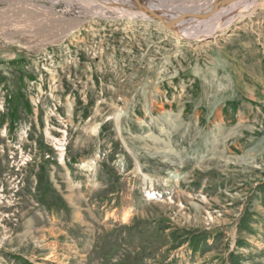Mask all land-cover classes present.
Segmentation results:
<instances>
[{"label":"rangeland","instance_id":"obj_1","mask_svg":"<svg viewBox=\"0 0 264 264\" xmlns=\"http://www.w3.org/2000/svg\"><path fill=\"white\" fill-rule=\"evenodd\" d=\"M124 8L0 0V264H264V0Z\"/></svg>","mask_w":264,"mask_h":264},{"label":"bare ground","instance_id":"obj_2","mask_svg":"<svg viewBox=\"0 0 264 264\" xmlns=\"http://www.w3.org/2000/svg\"><path fill=\"white\" fill-rule=\"evenodd\" d=\"M92 1H95V0H92ZM109 1H111L113 3L114 2H120V3L122 2L123 4H126L128 7L133 8V9L124 8L123 10L125 12L131 13V15H133L134 17L138 16L142 19L145 18L144 15L139 14L136 11H134V9L136 8V3H137L136 1L137 0H109ZM138 1H141L143 6L146 7L147 9L155 11L159 14H163L164 16H167L170 18L171 17L175 18L176 16L182 14L179 12H175V14H174V13H172L173 12L172 10L167 11V10H164L162 8H159L156 5L150 4L149 0H144V2H142V0H138ZM250 1L251 0H235V1L231 2L234 4L233 6H230V4H229L226 7L221 8L218 13H216L212 16L199 17V16L194 15L195 18L191 17V18H188L186 20H182L175 25L174 33L179 35V36H185V37H191L192 36L193 38H195L197 40H205L208 37L215 38L217 35H219L218 31H220V29L223 28V26H227L236 15L238 17H240V16L244 17L243 16L244 11H246L245 9H247L248 5L250 4ZM235 4L238 6L235 7V10H234L232 8H234ZM220 5H221V3H220ZM220 5H218L217 7H219ZM208 8L209 7L206 5L205 7H203L200 10H205ZM230 9H232V10H230ZM186 12L190 13L193 11L190 10V12L189 11H186ZM186 12H183V13H186ZM126 14H128V13H126ZM223 17L225 18L224 22H223Z\"/></svg>","mask_w":264,"mask_h":264},{"label":"water","instance_id":"obj_3","mask_svg":"<svg viewBox=\"0 0 264 264\" xmlns=\"http://www.w3.org/2000/svg\"><path fill=\"white\" fill-rule=\"evenodd\" d=\"M233 1H235V0H231L229 2H224L219 7H213L211 9L199 10V11L190 12V13H187V12L182 13V14L176 16L175 18H172V17L170 18V17L164 16L163 14H159L155 11L149 10L143 6L141 1H138V0L136 1L137 3H136V8L134 11H136L139 14L144 15L145 16L144 19L150 20V21H153L159 25H162L164 27V29L174 31L175 25L182 20L188 19L187 18L188 16H190V15H195V16H199V17L212 16V15L218 13L221 8L226 7L227 5H229Z\"/></svg>","mask_w":264,"mask_h":264}]
</instances>
